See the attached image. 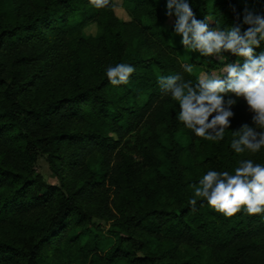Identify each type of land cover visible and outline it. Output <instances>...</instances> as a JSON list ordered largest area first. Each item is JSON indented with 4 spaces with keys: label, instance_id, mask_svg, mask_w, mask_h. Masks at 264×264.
Segmentation results:
<instances>
[{
    "label": "trees",
    "instance_id": "1",
    "mask_svg": "<svg viewBox=\"0 0 264 264\" xmlns=\"http://www.w3.org/2000/svg\"><path fill=\"white\" fill-rule=\"evenodd\" d=\"M120 1L127 21L114 0L101 9L0 0V264H264V213L225 217L201 198L194 210L188 203L209 170L234 174L246 159L264 166V148L230 147L232 131L252 126L246 103L237 100L223 140L187 129L158 75L195 84L183 65L212 75L223 63L185 56L166 0ZM188 3L210 28L243 32L245 10L264 16V0ZM91 26L99 34L85 38ZM262 52L264 41L254 48ZM121 63L135 72L113 86L106 70ZM40 159L58 185L36 172ZM95 219L110 222L114 237L103 256Z\"/></svg>",
    "mask_w": 264,
    "mask_h": 264
},
{
    "label": "clouds",
    "instance_id": "2",
    "mask_svg": "<svg viewBox=\"0 0 264 264\" xmlns=\"http://www.w3.org/2000/svg\"><path fill=\"white\" fill-rule=\"evenodd\" d=\"M88 4L101 9L108 7L110 0H88ZM166 15L175 18L174 34L181 37L187 51L223 63L222 74L201 73L195 84L180 74L158 75L162 92L178 102V121L197 137L218 142L230 127L237 100L243 98L252 114V126L242 124L232 131L230 147L238 154L259 152L264 148V52L257 56L254 48L264 41V16L245 10L243 24L247 28L242 32L239 25L210 28L206 19H196L188 0H166ZM225 53L237 60L229 63ZM183 68L187 73L193 70L191 64ZM134 72L133 66L121 63L109 66L106 76L117 86L127 84ZM191 187L194 192L188 203L193 210L201 198L225 217L242 209L250 216L264 213V166L251 159L240 161L234 174L209 170Z\"/></svg>",
    "mask_w": 264,
    "mask_h": 264
},
{
    "label": "rangeland",
    "instance_id": "3",
    "mask_svg": "<svg viewBox=\"0 0 264 264\" xmlns=\"http://www.w3.org/2000/svg\"><path fill=\"white\" fill-rule=\"evenodd\" d=\"M114 6H115L114 12L119 19L124 20V21L129 20V15L127 11L122 7L120 0H114ZM172 24H173V20L169 19L166 26L169 27ZM98 34H99V30L94 26L88 27L83 31V35L85 38L96 36ZM189 55H190V52L187 51L185 53V56L188 57ZM193 59L198 60V56L194 55ZM192 66H193L192 72L194 74H197L199 78L200 74L204 72L201 70L199 66L197 65H192ZM212 75H220V74L219 72H212ZM35 170L41 176L44 182H46L47 184H51V185L59 184L57 178L49 170L48 165L43 159H40L37 161L35 165ZM94 222L100 225V229L96 231L98 235V239H99V245L97 246L96 253L99 256H103L112 247L114 243V237L110 232V229H111L110 222H106V221L99 220V219H95ZM120 264H124V263H120Z\"/></svg>",
    "mask_w": 264,
    "mask_h": 264
}]
</instances>
